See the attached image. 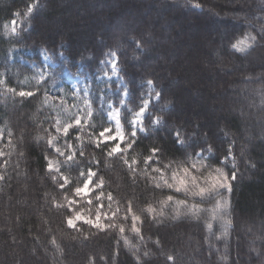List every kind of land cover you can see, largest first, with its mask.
Instances as JSON below:
<instances>
[{
    "label": "trees",
    "instance_id": "trees-1",
    "mask_svg": "<svg viewBox=\"0 0 264 264\" xmlns=\"http://www.w3.org/2000/svg\"><path fill=\"white\" fill-rule=\"evenodd\" d=\"M131 1L0 0V69L6 85L15 90L0 87V143L5 153L0 156V264H264V0H144L136 16L129 12ZM149 1L165 5L167 12L159 13ZM30 3L39 7L23 20ZM15 12L20 16L14 17ZM147 12L158 18L146 17ZM158 13L169 16L166 24ZM192 15L200 21L196 28L188 26L190 36L200 37L201 22H218L224 27L216 40L220 45L208 51L217 72L213 75L205 69L194 76L190 87L194 92L181 80L174 84L170 78L174 68L180 67L175 58H180L184 44L178 39L189 30L184 23ZM12 19L19 21L17 35L4 33L3 25ZM44 21L50 30L43 34L40 22ZM98 24L109 27L107 33L98 35L99 40L94 31ZM247 33L257 36L256 43L246 53L235 51L232 44ZM154 34L156 46L148 47ZM201 36L203 43L208 42L207 31ZM135 41L142 47L137 48ZM43 50L56 65L43 80L27 83L32 68L18 60L17 54L44 67ZM110 51L118 55L129 93L121 117L126 134L131 132L126 122L131 119L128 109L137 111L141 97L146 99L147 81L152 80L161 93L133 149L112 157L107 155L112 144L99 148L95 144L99 133L111 126L108 103L118 104L122 98L118 81L101 79ZM66 70L85 78L92 117L82 146L77 145L74 132L69 136L78 150L74 162L63 166L69 183L61 189L63 181L48 169L54 154L48 141L59 112L48 92L63 81ZM24 90L33 95L20 96ZM188 94L196 105L195 116L188 114ZM153 116L162 117L161 124L153 127ZM177 129L187 140L183 147L174 143ZM208 145L213 152L205 153L209 158L203 163L224 168L229 175L237 171L231 193L222 189L204 200L193 199L154 189L144 178L143 159L150 148L162 149L163 164L182 161L194 148ZM230 145L235 169L231 159L227 166L220 163ZM125 158L140 162L138 175L129 170ZM89 168L96 173L95 184L103 180L98 192L107 198L111 194L115 210L119 208L108 220L112 226L98 229L87 223L76 227L67 223L73 213L69 200L83 186ZM167 195L187 199L202 211L191 216L181 207L177 216L176 205L170 203L163 216L153 218L146 212L152 206L158 213L159 201ZM133 216L140 218L136 223L139 233L132 229ZM169 255L174 261L167 260Z\"/></svg>",
    "mask_w": 264,
    "mask_h": 264
},
{
    "label": "snow or ice",
    "instance_id": "snow-or-ice-1",
    "mask_svg": "<svg viewBox=\"0 0 264 264\" xmlns=\"http://www.w3.org/2000/svg\"><path fill=\"white\" fill-rule=\"evenodd\" d=\"M39 7L38 3H30L27 5L26 11L23 12V20H28L31 15L33 14L34 10H36ZM14 17H19L20 13L15 12L13 13ZM11 26L9 27V24H4V33L7 35H17L18 34V25L17 20L12 19L11 20ZM261 37L264 38V28L261 29ZM257 41V36L252 35L251 33L245 34L241 39L236 40L235 43L232 44V48L240 53H246L249 49L253 47V45ZM136 47L140 48L142 47L141 43L139 41H135ZM111 59L109 60V63L111 64V71L113 74L118 73L117 63H118V56L117 53L114 51H110L107 54ZM103 63V62H102ZM43 73H41V79H43ZM107 75V73H105ZM4 83L3 80H0V84ZM147 84L149 86V95H151L153 90V81L148 80ZM9 91H15L14 89H9ZM20 96H32V92H25L20 91L18 93ZM129 95L127 87H125V90L122 94V98L120 99V105L127 108L126 104V98ZM161 96L160 92H155V99L159 100ZM151 101L149 99H144L141 97V103L138 107L137 111H131V109H128V111L131 113V119L126 118V122L131 128L130 133H125L123 130V125L121 124L120 119V109L112 107L110 104L109 106L112 108L110 112L107 113V116L109 120H114L115 122V130L111 128H105L103 131L99 133V138L95 141L96 147L99 148L101 144H103L105 147L107 145L112 144L113 146L108 150L107 155L109 157H112L115 154L124 155L130 150L133 149L134 145L137 142V133L139 132H145L146 129L144 128V120L146 118V115H150L149 113V106ZM88 111L85 113L84 122L87 123L88 119L92 116L91 111V103L87 102ZM81 120L82 118L80 116H76L74 121L72 123H65L63 126H60V121L57 120L56 125V132H63L65 136L68 135L69 130L74 127H81ZM162 122V117L160 116H153L152 117V126L155 127ZM11 136V133H9ZM173 138L174 143L183 147L187 144V140L184 136H182L181 131L177 129L175 132H173ZM55 139L53 137L52 139H49L48 143L49 145L52 144V140ZM79 139V137H77ZM11 143V141H9ZM124 145V147H121V145ZM57 152H60V149H56ZM162 152V149L159 147H152L149 149V154L144 157L143 164V175L144 178L149 181L154 189L163 191L165 189L174 192V193H183L185 197H191L193 199L199 197L201 200H204L205 198L211 197L213 195H218L220 190H227L229 193L232 191L231 187V181L236 180L237 177V171H232L231 174L224 171V168L221 167H212L211 165L207 163H203L202 161L207 160L209 157L205 155V153H212L213 149L211 145H208L207 147H200V148H194L193 152L187 153L185 155L184 160L182 161H172L170 160L168 163H161L160 154ZM61 155H64V153H60ZM5 153L3 151H0V156H4ZM80 155L83 156V152H80ZM232 160V167L235 169V157L233 156L232 147L231 145L228 148V154L221 158L220 163L227 166V163L229 160ZM75 160V153L67 155L65 163L74 162ZM129 168V170L133 173V175H138L137 171V165L140 163L137 159H132L131 162L127 158L123 161ZM98 163V162H97ZM7 164V161H5V165ZM156 165V166H153ZM254 166V165H253ZM54 168L53 162L48 161V169L49 171H52ZM55 170L59 172V167H56ZM150 170V171H149ZM83 175V173H82ZM96 176V173L92 171L91 168L87 171V179L84 180L83 187H77L75 189V193L77 195L81 193L87 194L90 191H93L95 188L102 187L103 180L101 179L99 184H95L93 177ZM0 179H3L2 176H0ZM55 180L56 177H53ZM60 179L63 181L62 183H59V187L63 189L66 184L69 183L68 178L61 176ZM90 185H94V188H90ZM204 185V186H202ZM103 195V193H101ZM99 199V197H97ZM109 201H111L113 198L111 194L108 195ZM73 201L69 200V204H72ZM170 203H173L176 205V213L177 216H179L180 208L183 207L187 209L188 215L191 216H197L200 211H202L197 205L192 204L189 205L187 199L178 200L175 199L174 195H167L164 199L159 201L160 204V211L157 213L156 209L152 206H148L146 209V212L153 215V218L156 216H163L164 212L163 209L168 206ZM221 202H217V207H220ZM58 207L60 205H57ZM119 211V208L116 210ZM131 204L128 206V212H131ZM115 216L116 213H113ZM215 218V216H213ZM76 220H83L87 224H93L98 229H102L105 227H109L112 225H104L99 222V213L97 214L96 222L92 221L91 219H84V217L77 214L75 217H69L67 220V223L69 226H74ZM140 218L138 216L132 217V229L133 231L139 233L140 229L136 227L137 221H139ZM209 228H211V224L208 225ZM120 231L123 232L124 228L123 226L120 227ZM53 243L55 241L53 240ZM159 241H157V244ZM147 255V253L145 254ZM168 261H174L173 256L169 255L167 256Z\"/></svg>",
    "mask_w": 264,
    "mask_h": 264
},
{
    "label": "rangeland",
    "instance_id": "rangeland-1",
    "mask_svg": "<svg viewBox=\"0 0 264 264\" xmlns=\"http://www.w3.org/2000/svg\"><path fill=\"white\" fill-rule=\"evenodd\" d=\"M131 2L129 3V6H128V8L130 9L129 12H131L130 13L131 15L136 16V15H138V13H139L138 9L140 6H142V4L144 3V0L143 1L142 0H133V2L132 3ZM145 3H147V1ZM149 3L155 5L157 7V10L159 9V13L160 12H163V13L167 12V8L165 7V5L163 6L162 4H160L158 2L151 3L149 1ZM135 12H136V14H135ZM151 13L152 12H147L146 17L158 18V17H156V14L152 13V15H151ZM159 13H158V16H160ZM168 17L163 18L160 16L159 18H160V21H162V23L164 21V23L166 24L168 22L167 21ZM199 21L200 20H197V18L192 15V16L187 17L184 25L186 27L191 25V26H195V28H196ZM10 22L8 23L9 27L11 26ZM203 22H204V20H203ZM46 23H47L46 21H44L43 24H42V22H40V27H41L40 30L43 34L45 33V30L46 31L50 30L49 29V27H50L49 23H47V24ZM210 23L211 24H209V22H207V23L201 22L200 26H203L202 29H204V30L201 31L200 37H195L196 35L190 36L189 34H191V31H190L191 27H188L189 30L186 28L187 31H185L184 34L182 33L180 38L178 39L180 41L182 40V43L184 44V46L181 47V49H180V53H181L180 58L179 59L175 58V60H177L179 62L178 64L180 67L174 68L175 69L173 71L174 73L171 74V77L169 75V77L172 79V82L174 84L178 83L179 80H181V82H183L184 85L185 84H186V86L188 85L187 87H189V89H191V92L192 91L194 92V89L192 90V88H190V87H192L194 76H197V75L199 76L205 69H207L210 73L212 72L211 74H213V75H215V73L217 72V71H214V69L211 66V59L208 58V53H209L208 51L213 50L214 46L217 44V41L219 40L218 36L220 34H222L224 27H223V24H220L218 22L212 23L210 21ZM17 25H19L18 20H17ZM52 27H54V25H52ZM180 28H182V27H180ZM108 29H109V27L106 26V24H102L101 26L99 25V26L95 27L94 31L97 32V33L96 32L95 33L97 34V37H98V35H100V34L107 33L109 31ZM204 31H207V33H209V38H208L209 40H208V42H206V40H205V42L203 43L202 42L203 36H201V35H202V33L204 34ZM98 40H99V37H98ZM198 41H200L201 43L198 44ZM156 43H157V40H156L155 34L150 35L148 47L156 46ZM217 45H220V43ZM195 46H197V48L194 51H192L193 47H195ZM216 46H215V49H216ZM189 47L191 50H190V53L188 54V56L186 57L185 53L188 51ZM42 57H43V61L45 64L44 67H40L36 62L29 61L21 53L18 52L17 59L21 60L22 63H25L32 68L31 69L32 70V76L30 78L26 79L27 83L30 82L31 80H35V81L43 80V79H41V73L44 74L43 78L46 77L48 75V73L50 72L51 66L56 65V63L53 61V59L51 58V56L47 50L42 51ZM133 58H134L135 63L138 62V59L136 58V56L133 55ZM110 59L111 58L108 56V58L105 61V71L101 75V79L102 80H116V81H118L119 85H118L117 90L121 91V94H123L125 87H126V84H125V82L121 76V73H120L121 70H120V65H119V58H118V63H117V68H118L117 74H113L111 71V64L109 63ZM175 60L173 61V63L176 66ZM138 65H141V63L140 64L138 63ZM182 68H183V70H182ZM105 73H107V75H105ZM176 75H180L181 79L176 78L177 77ZM64 76L65 77H64L63 81L60 84H58L52 91L48 92L49 100L55 105L56 109L59 111L58 114L56 115V119H55V123H54V132L50 136V139L55 137V139L52 140V144L50 145L54 151V154H52L49 157V161H52L53 165H54V168L51 172L57 177H61V176L66 177L62 170H63V166L66 164L65 161H66L67 155L75 153V157H76V154H77V150H78L77 146H76L74 140L69 138V136L72 134V132H74L75 133L74 138H76V140H77V145L82 146L86 140V137H87L86 136V126H87L88 122L91 120V118H89L87 123L84 122L85 113L88 111L87 102H89V93H90V88H89L85 78L83 76H80V75H75L69 70L65 71ZM190 79H192V80H190ZM0 80L4 81V83L0 84V87L10 88V87H8V85H6V77H5V74L2 71V69H0ZM10 89H13V88H10ZM25 92H28V91L26 90ZM155 92H159V90H157L155 84L153 83L152 93H151V95H149V93H148L147 97H146V99H149L151 101L150 106H149V113H151V108L153 107V104H155V101H157V99H155ZM214 93L216 94L217 91H215ZM190 96H192V95H189L187 97V99H189V100H188V102H186L187 103L186 106H187V108H189L188 114L190 116L192 114H193V116H195L194 115L195 113H193V112L196 108V105H194L195 103L191 102ZM128 98H129V95L126 98V101ZM197 102H198V99H197ZM110 104L112 105V107L120 109V119H121L123 106L120 105V102L117 104V103L112 101V102L108 103L107 113L112 110V108L109 106ZM217 110L221 111V109L219 107H217ZM76 116H80L82 118V120H81L82 126L81 127L71 128L69 130V133L67 136H65L62 131L59 133L56 132L57 120L60 121V126L62 127L63 124H65V123H72L74 121V119L76 118ZM146 117H147V115H146ZM199 119H201V118H199ZM109 121L111 122V126L109 128H111L114 132L115 122H114V120H109ZM121 124L123 125L122 119H121ZM144 128H145V120H144ZM123 130L125 132L124 125H123ZM77 137H79V139H77ZM0 138H1V132H0ZM96 140H97V137L95 138V141ZM121 147H122V145H121ZM57 148L60 149V152L56 151ZM0 151H2L1 143H0ZM60 153H64V155H61ZM56 167H59V172H57L55 170ZM0 176L3 177L2 171H0ZM0 181H1V179H0ZM89 187L94 188V185H90ZM75 196L76 197H73L70 199L71 201H73L72 206H71V208H72L71 210L73 211V213L70 217H75L77 214H79L80 216L84 217V219H91L92 221L96 222L97 214L99 213V222L101 224H104V225H109L108 220L111 219L114 216L113 213L116 212V210H115L116 208H115L112 200L109 201V199L107 197H105L104 195H101V193L98 192L97 188H95L93 191L88 192L87 194L81 193V194L77 195L75 193ZM97 197H99V199H97ZM80 223H85V222L83 220H76L75 225L72 227H76ZM91 225H94V223Z\"/></svg>",
    "mask_w": 264,
    "mask_h": 264
}]
</instances>
